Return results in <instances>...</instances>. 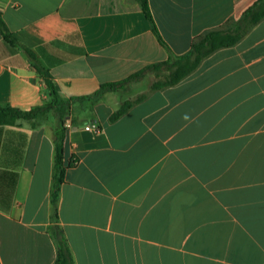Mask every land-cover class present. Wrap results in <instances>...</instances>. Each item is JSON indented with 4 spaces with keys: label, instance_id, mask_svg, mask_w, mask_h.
Instances as JSON below:
<instances>
[{
    "label": "crops",
    "instance_id": "1",
    "mask_svg": "<svg viewBox=\"0 0 264 264\" xmlns=\"http://www.w3.org/2000/svg\"><path fill=\"white\" fill-rule=\"evenodd\" d=\"M257 0H147L175 56L226 29ZM19 47L0 35V107L49 101L32 65L64 99L167 60L134 0H0ZM34 56L29 59L21 49ZM147 71L116 91L74 100L56 218L52 112L0 126V264H54L59 227L73 264H264V19L179 83L145 93ZM99 126L89 134L83 127Z\"/></svg>",
    "mask_w": 264,
    "mask_h": 264
},
{
    "label": "trees",
    "instance_id": "2",
    "mask_svg": "<svg viewBox=\"0 0 264 264\" xmlns=\"http://www.w3.org/2000/svg\"><path fill=\"white\" fill-rule=\"evenodd\" d=\"M134 1L139 4L145 19L149 22L153 35L156 37L159 44L166 49L168 53L166 61L146 67L123 81L102 85L100 90L92 96L77 99L62 98L49 72L33 64V69L46 85L49 101L29 111H22L10 107H0V126L15 125L18 121H24L34 126V120H36L38 116H45L49 112H52L56 117V125L53 129V166L50 190V204L53 220L56 218L60 186L63 183L65 171L75 164V160H70L67 164L64 163L65 125L67 122L75 124L69 117V105L71 102L74 100H91L95 97H99L103 91H116L130 81L139 80L145 72H151L154 76V81L150 84L148 90L145 93L137 95L133 99L122 101L118 109L109 117V121L114 122L122 117L132 106L145 100L151 93L179 83L182 79L196 70L199 64L216 50L234 46L251 28L264 19V0H257L237 21L230 22L226 29L210 31L204 35L198 36L192 42L188 53L182 56H175L162 41L152 19L147 0ZM0 35L3 40L11 46L19 47L15 34L9 30L3 21L1 12ZM21 49L26 53L29 59L33 60L34 56L31 51L23 47H21ZM48 233L56 250L54 264H73L72 256L62 230L57 226H51L48 228Z\"/></svg>",
    "mask_w": 264,
    "mask_h": 264
},
{
    "label": "built area",
    "instance_id": "3",
    "mask_svg": "<svg viewBox=\"0 0 264 264\" xmlns=\"http://www.w3.org/2000/svg\"><path fill=\"white\" fill-rule=\"evenodd\" d=\"M66 131L71 127V124L70 122H67L66 125ZM83 130L86 132V133H89V134H93V133H98L99 132V126L95 123H89L87 125H85L83 127Z\"/></svg>",
    "mask_w": 264,
    "mask_h": 264
},
{
    "label": "rangeland",
    "instance_id": "4",
    "mask_svg": "<svg viewBox=\"0 0 264 264\" xmlns=\"http://www.w3.org/2000/svg\"><path fill=\"white\" fill-rule=\"evenodd\" d=\"M150 82L152 83L154 81V76L153 74H150V78H149Z\"/></svg>",
    "mask_w": 264,
    "mask_h": 264
}]
</instances>
